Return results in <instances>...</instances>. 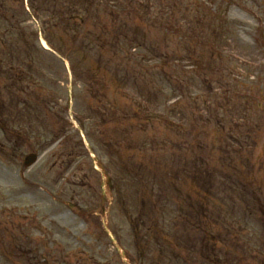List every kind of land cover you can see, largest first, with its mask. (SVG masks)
I'll use <instances>...</instances> for the list:
<instances>
[{
  "label": "rangeland",
  "instance_id": "rangeland-1",
  "mask_svg": "<svg viewBox=\"0 0 264 264\" xmlns=\"http://www.w3.org/2000/svg\"><path fill=\"white\" fill-rule=\"evenodd\" d=\"M92 1L70 29L64 13L50 18L46 0H0L2 264L110 261L115 240L130 244L128 218L143 197L159 209V218L150 217L165 219L156 229L183 239L194 264H208L201 232H185L173 201L186 196L196 203L195 191L207 195L215 248L242 256L229 262L264 264V0ZM104 13L118 17L113 31ZM2 57L36 68L48 111L55 98L54 113L40 110L32 125L31 117L2 125V108L12 102L7 94L20 100L2 77ZM96 78L109 84L100 105L101 113L114 110L108 117L98 116L96 99L84 94ZM34 82L24 95L34 91L35 99ZM69 101L83 132L67 122ZM51 126L50 134L44 128ZM34 151L39 161L24 167ZM185 170L192 179L181 178Z\"/></svg>",
  "mask_w": 264,
  "mask_h": 264
},
{
  "label": "trees",
  "instance_id": "trees-1",
  "mask_svg": "<svg viewBox=\"0 0 264 264\" xmlns=\"http://www.w3.org/2000/svg\"><path fill=\"white\" fill-rule=\"evenodd\" d=\"M93 5V1L92 0H53V12L54 13H64L62 15V20H63V26H65L66 28L69 27V22L73 19V15H71L72 13H82L83 11H85L86 13L90 12L89 5ZM57 24V23H56ZM64 30V29H63ZM69 30V29H68ZM17 111V112H16ZM13 117V118H12ZM27 115L20 113V111H18V107L15 106V103L13 102L12 105H10L8 108L3 109L2 108V120H4L3 125H5V123H12L13 126V119L17 122V121H24ZM106 119V118H105ZM28 122V120H27ZM33 121H31V125H32ZM201 130V129H198ZM199 133V131H197V134ZM196 136V134H194ZM193 135V138H194ZM118 137V136H117ZM227 138V136H226ZM218 139V138H217ZM114 140V142H113ZM112 144L113 147L115 146V142H119L118 139H114L113 138ZM110 141V142H111ZM194 139H192L185 147H191L192 143H193ZM217 141V140H216ZM212 142H214V139H212ZM226 144V139L222 140L221 145H225ZM240 147V149H242V145H246L245 143H237ZM107 148L112 150V147L109 146V144L106 145ZM225 149V148H224ZM114 152V151H112ZM229 161L232 163H235L232 168H239L240 166H238V160L231 156L229 158ZM130 165V163H129ZM132 169H135L131 166ZM138 168V167H137ZM142 168V167H141ZM162 170V169H161ZM160 170V171H161ZM192 170L194 171V169L192 168ZM132 171V170H131ZM141 171V170H139ZM159 171V172H160ZM164 174V173H163ZM163 174H161L162 179L161 182H163L164 180V176ZM192 176H194V173L191 171H184L183 175L181 176V178L183 180H190L192 179ZM196 189V188H195ZM207 196L206 194H203L202 196V192H198L195 191L194 192V199L197 200L196 203H192L190 202V199H188V197H183V196H175V199H173L175 205H176V209H177V214L179 215L178 218H180L181 222L184 224L185 226V232H187L188 234H193L194 230L200 231L201 235H203V240H202V245L199 247V250L202 251V254L204 259H206L209 263L214 264L215 262H219L222 260H224V264H228L229 259L228 258H240L242 256L239 255H228V251H222L219 249H216V243L219 241L216 239V236L213 234L212 230H213V222H211V220L209 218H207L210 209L208 206H205L204 203V197ZM152 197V196H151ZM150 197V198H151ZM143 202H138L136 204H138L139 206V210L136 214V221L137 224L140 226H143V221L145 220L146 223V217L147 219H149L148 222V231L147 233H150V235H157V239H153V237L150 239L151 242L155 241V242H160L161 239H159V237L162 235L161 231L156 229V227L159 228H163V225H161L159 223V221H165V219H159L157 220L156 218H151L150 215L152 213V215H155L154 217L159 218V209L156 205L155 202H151V200L149 198H145L143 197ZM148 202V203H147ZM150 205V206H148ZM161 210H165V206L163 208H160ZM136 223V222H134ZM159 232H158V231ZM139 233H141V231H138ZM143 232V231H142ZM166 242H162V243H158L159 245V252L161 256H165L167 253L168 249H172L173 247H170L169 244L167 243L168 239L165 240ZM176 242V240H175ZM183 242V239H178V243ZM235 253V252H233ZM237 253V252H236ZM264 254V253H263ZM234 262L235 264H241L239 262L236 263L235 261H231L229 262V264H234L232 263Z\"/></svg>",
  "mask_w": 264,
  "mask_h": 264
},
{
  "label": "flooded vegetation",
  "instance_id": "flooded-vegetation-1",
  "mask_svg": "<svg viewBox=\"0 0 264 264\" xmlns=\"http://www.w3.org/2000/svg\"><path fill=\"white\" fill-rule=\"evenodd\" d=\"M61 167V165H58ZM136 220V219H135ZM149 219L146 218L143 221L144 233H139L140 225L133 226V233L130 234V244L128 246L124 245L122 239L114 241L113 253L110 261L104 262L102 259L97 260L96 264H151V238H157V236L150 235L147 233ZM126 250L125 255L123 254ZM123 251V252H122ZM99 259V258H98ZM0 264H2V259H0ZM182 264H192L191 262L184 261Z\"/></svg>",
  "mask_w": 264,
  "mask_h": 264
},
{
  "label": "water",
  "instance_id": "water-1",
  "mask_svg": "<svg viewBox=\"0 0 264 264\" xmlns=\"http://www.w3.org/2000/svg\"><path fill=\"white\" fill-rule=\"evenodd\" d=\"M36 160H37V155L36 154H31V155H29L26 158V160L24 162V165L26 167H30L32 164H34L36 162Z\"/></svg>",
  "mask_w": 264,
  "mask_h": 264
},
{
  "label": "bare ground",
  "instance_id": "bare-ground-1",
  "mask_svg": "<svg viewBox=\"0 0 264 264\" xmlns=\"http://www.w3.org/2000/svg\"><path fill=\"white\" fill-rule=\"evenodd\" d=\"M43 43H44V45H46V47H47V43L45 42V40H43Z\"/></svg>",
  "mask_w": 264,
  "mask_h": 264
}]
</instances>
